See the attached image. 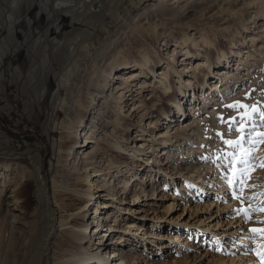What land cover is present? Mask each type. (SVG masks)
Here are the masks:
<instances>
[{"label":"rangeland","instance_id":"1","mask_svg":"<svg viewBox=\"0 0 264 264\" xmlns=\"http://www.w3.org/2000/svg\"><path fill=\"white\" fill-rule=\"evenodd\" d=\"M182 2L177 0L176 4ZM20 4L24 14L15 17L12 1L0 0V50L3 52L0 54V166L5 163L27 165L31 169L39 166L37 175L47 182L49 198L53 199L52 178L58 157L54 145L60 139L64 114L59 101L65 90L60 87L59 93L53 91L51 99L49 89L38 99L32 81L24 84L26 69L21 78L13 69L17 64L28 66L38 80L48 68L60 69L57 56L62 48L52 40L58 38L60 32L51 33L47 22H41L52 8L53 0H21ZM236 6L243 7L242 4ZM252 8L247 15L234 14V11L221 13L217 16L221 20L215 25L204 23L200 18L191 19L187 24L177 19L153 42L152 50L157 52L155 62L158 63L154 66L155 75L175 48V68L182 72V80H191V86L184 87L183 94L178 90L179 84H175L177 74L171 72L172 87L168 94H173L174 98L169 100L155 94L150 87L143 92L146 99L154 95L157 105L163 109L154 129L155 138L161 137L170 120L171 139L167 145H174L171 148L174 155L170 160L157 149L159 161L149 158L148 162L153 170L151 174L156 171L159 174L149 180L148 174L142 175V168H138L137 176L126 172V163L132 162L130 151L118 150L117 153L122 154L112 155L120 162L122 170L114 178H108L112 181L110 188L118 192L114 201L109 200L105 207L110 213L111 209L119 207L120 214L117 212L115 222L112 214L104 220V227L99 228L101 233L92 237L94 248L100 249L101 243L109 241L106 240L108 235L102 239L100 235L106 225L111 224L112 229L107 231L110 236L115 232L124 233L122 238H117L116 233L112 239L119 241L116 246L122 249L123 264H264V17L253 16ZM54 21H64L63 13L55 15ZM198 29L205 31L213 42L201 44ZM31 31L36 38L33 50L28 48ZM173 31L178 35L193 32L200 45H192L190 40L179 44L180 40L174 41ZM5 39L6 46L3 45ZM20 42L25 54L16 51ZM39 50L45 51L46 59L39 58ZM184 50L191 51L190 60L184 59ZM197 62L199 66L195 68ZM117 75H112V82L118 81ZM191 125L201 135L196 142L198 147L178 150L180 143H174L173 136L177 131L191 134L188 130ZM128 132L129 139L135 138L133 128ZM183 138L182 144H190L187 137ZM90 143L85 145L82 137L78 139L70 161L85 154ZM173 160L196 163L189 174L193 179L186 186L181 175L171 169ZM24 179V172L10 173L4 195H12L11 190L17 189ZM122 179L128 180L125 190H122ZM150 181H155L153 194L149 191ZM140 185H144L145 194L139 193L134 199L131 191H140ZM104 189L99 184L92 185L93 196L103 194ZM108 198L111 199L108 196L105 200ZM92 211L90 208L88 212L90 234L96 229L95 222L90 220L95 215ZM133 219L135 224H131ZM169 219L174 220L178 228L175 223L166 225ZM111 258L117 260L119 255Z\"/></svg>","mask_w":264,"mask_h":264},{"label":"bare ground","instance_id":"2","mask_svg":"<svg viewBox=\"0 0 264 264\" xmlns=\"http://www.w3.org/2000/svg\"><path fill=\"white\" fill-rule=\"evenodd\" d=\"M11 1L15 17L22 16L21 0ZM146 1L148 0H53L52 8L45 13L41 22H47L51 33L60 32L58 38L54 37L52 40L62 48L57 56L61 68H48L39 80L28 66L17 64L13 69L18 78L24 77V68L26 69L28 74L24 84L32 81L34 94L38 99L49 89L52 99L53 91L59 93V88H64L65 94L59 101L64 117L60 124L59 142L54 145V149L58 150V157L52 178L53 199L49 198L47 182L37 175L39 166L34 165V169L27 165L12 166L9 163L0 166V264H123L124 256L120 254L122 249L116 246L119 241H112L116 233L117 238H122L123 232H115L110 236L111 233L107 231L112 226L107 224L100 238L108 235L106 240L109 241L101 243L100 249L98 246L94 248L92 239L101 233L99 230L104 227V220L110 214L112 217L117 212L120 214L119 207L111 209V213L105 207L109 200L114 201V195L118 192L115 188H110L112 181L108 178H114L122 170L120 162L112 155L118 150L131 152L132 162L125 166L130 176H137L138 168L144 170L142 175L148 174V180L159 174L158 171L151 174L153 170L148 160L152 158L154 162H158L159 151L166 158H173L171 148L174 145H167L171 139L168 128L170 120L166 129L162 130L161 137L155 138L154 129L157 128L163 109L157 105L154 95L147 100L143 92L150 87L163 98H174L173 94H168L172 87L171 72L177 74L175 84H179L180 92L185 93L183 88L191 86V80H182V72L175 68V48L169 58L163 60L164 65L160 64L155 75L154 66L158 63L155 62L157 52L152 50L153 42L158 41L159 36L169 29V24L177 19L185 20L187 24L191 19L200 18L204 23L215 25L220 22L221 19L217 16L221 13L234 11V14L239 12L247 15L252 7L253 16L264 17V0H183L178 4L177 0H154L151 4ZM238 4L243 7L236 8ZM59 13L64 15L61 23L54 21L55 15ZM201 30H197L200 32V43H212V38ZM172 34L174 41L180 40L179 44L190 40L192 45H200L193 32L191 35L184 32L178 35L173 31ZM34 36L31 31L29 50L35 47ZM7 39L3 44L5 46ZM21 44L20 42L16 51L25 54ZM184 51V59L190 60L191 51ZM44 52L39 50V58L46 59ZM1 53L3 52L0 50ZM238 61L242 63L241 57ZM198 62L194 65L195 68L199 66ZM126 70L128 71L120 72ZM115 73L119 74L118 81L112 82L111 78ZM179 107L177 103V108ZM165 114L168 117L170 115ZM130 128L134 129L135 138L129 139ZM80 130H83L82 134ZM188 130L193 134L177 131L173 136L174 143H180L177 145L180 147L178 150L187 147L186 151H189L198 147L196 142L201 136L198 129L192 126ZM81 137L86 142L85 145L91 142L89 150L78 160L74 158L70 161L74 146ZM183 137H187L190 144H182ZM149 151L150 155L145 156ZM137 157L143 161H138ZM195 166L196 163L189 161L173 160L171 169L181 175L186 186L193 179L189 174ZM15 171L24 172L25 179L17 189L11 190L12 195H4L9 175ZM122 180V190H125L128 180ZM154 183L155 181L149 183L151 194L154 193ZM94 184L105 188L103 194L98 193V197L93 196ZM139 188L140 191H131L134 199L139 197V193L145 194L144 185ZM147 193L148 191L146 195ZM108 196L111 199L105 200ZM19 198L21 200L16 201ZM90 208H93L92 213L95 214L90 219L95 222L96 228L92 234L88 232ZM106 213L107 216L104 215ZM100 216L103 218L101 222ZM116 217L112 221L115 222ZM131 222L135 224L134 219ZM171 223H175L178 228L177 223L171 219L166 225ZM160 225L157 224L159 227ZM118 255L117 260H112L111 257Z\"/></svg>","mask_w":264,"mask_h":264},{"label":"snow or ice","instance_id":"3","mask_svg":"<svg viewBox=\"0 0 264 264\" xmlns=\"http://www.w3.org/2000/svg\"><path fill=\"white\" fill-rule=\"evenodd\" d=\"M229 143H232V142H229ZM253 231H256V229H253Z\"/></svg>","mask_w":264,"mask_h":264}]
</instances>
